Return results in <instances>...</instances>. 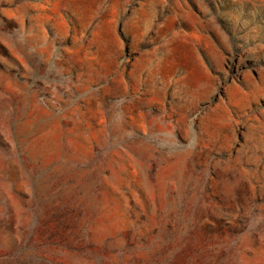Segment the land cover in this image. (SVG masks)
Instances as JSON below:
<instances>
[{"label": "rangeland", "instance_id": "374dc122", "mask_svg": "<svg viewBox=\"0 0 264 264\" xmlns=\"http://www.w3.org/2000/svg\"><path fill=\"white\" fill-rule=\"evenodd\" d=\"M0 264H264V0H0Z\"/></svg>", "mask_w": 264, "mask_h": 264}]
</instances>
